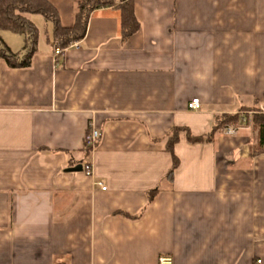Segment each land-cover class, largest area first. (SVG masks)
<instances>
[{
  "label": "crops",
  "instance_id": "obj_1",
  "mask_svg": "<svg viewBox=\"0 0 264 264\" xmlns=\"http://www.w3.org/2000/svg\"><path fill=\"white\" fill-rule=\"evenodd\" d=\"M49 1L71 27L80 0ZM134 5L125 42L119 10L102 8L78 48L56 49L48 21L29 67L0 57V264H264L251 124L203 143L180 130L172 177L167 149L177 127L205 135L218 114L264 111V0ZM0 35L24 53L22 34ZM91 126L101 136L86 155ZM86 162L90 177L69 170Z\"/></svg>",
  "mask_w": 264,
  "mask_h": 264
},
{
  "label": "trees",
  "instance_id": "obj_2",
  "mask_svg": "<svg viewBox=\"0 0 264 264\" xmlns=\"http://www.w3.org/2000/svg\"><path fill=\"white\" fill-rule=\"evenodd\" d=\"M115 7L119 10V34L123 42L127 41L140 29V22L135 14L134 0H80L75 6L74 23L65 27L57 7L49 0H0V30H8L24 36L23 54L13 52L0 35V57L11 68L29 67L33 56L37 52L39 43V28L27 15L39 14L53 24V45L57 49H65L73 41L85 37L91 15L98 9ZM253 111L250 115L236 113H223L215 116V122L208 134L195 136L188 128H175L169 139L167 149L173 155V166L168 172L172 177L179 160L174 154V145L178 141L180 130L187 132L188 141L191 143L211 142L215 135L224 131L227 126L239 127L249 125L256 130V138L251 145L253 155L264 154V112L260 108L243 109ZM86 155L90 153L85 148ZM155 190L150 193L153 198Z\"/></svg>",
  "mask_w": 264,
  "mask_h": 264
},
{
  "label": "built area",
  "instance_id": "obj_3",
  "mask_svg": "<svg viewBox=\"0 0 264 264\" xmlns=\"http://www.w3.org/2000/svg\"><path fill=\"white\" fill-rule=\"evenodd\" d=\"M81 43L80 40L77 41H73L69 47H75L78 48L80 47ZM188 108L190 110H194V111H200L202 110V105H201V101L199 98H193L191 100V102H189L188 104ZM264 112V111H263ZM246 113H253V111H248ZM236 132V129L234 128V126H227L224 129V133L226 134H234ZM101 133L100 131L95 128L94 126H91L89 128V130L87 131V134L85 136V146L87 148H89L90 150H94L99 142ZM83 172L86 176H92L93 175V165L90 162H86L83 164ZM103 189H106V186H103ZM260 262V260L258 261ZM159 264H172V258L171 257H167V256H162L159 259Z\"/></svg>",
  "mask_w": 264,
  "mask_h": 264
},
{
  "label": "rangeland",
  "instance_id": "obj_4",
  "mask_svg": "<svg viewBox=\"0 0 264 264\" xmlns=\"http://www.w3.org/2000/svg\"><path fill=\"white\" fill-rule=\"evenodd\" d=\"M37 17H39V21L37 20V22H38V28H39V31H40V33H41V36H43V38L44 37H46L47 35L46 34H49L50 32L48 31L47 32V26L45 25V24H49V26H51L52 27V25L50 24V23H48V21H46L44 18H43V16H41V15H38ZM13 36H16L17 38H20V36L19 35H13ZM19 40V39H18ZM15 45V44H14ZM24 46V43H23V45H21L20 43L17 45L16 44V46H13L14 48H12L14 51H20V50H22V47ZM9 47H11V46H9Z\"/></svg>",
  "mask_w": 264,
  "mask_h": 264
},
{
  "label": "water",
  "instance_id": "obj_5",
  "mask_svg": "<svg viewBox=\"0 0 264 264\" xmlns=\"http://www.w3.org/2000/svg\"><path fill=\"white\" fill-rule=\"evenodd\" d=\"M70 171H83V164H78L74 167L69 168Z\"/></svg>",
  "mask_w": 264,
  "mask_h": 264
}]
</instances>
